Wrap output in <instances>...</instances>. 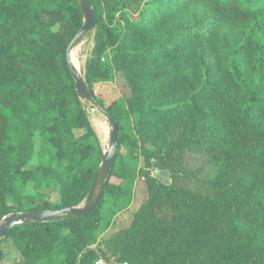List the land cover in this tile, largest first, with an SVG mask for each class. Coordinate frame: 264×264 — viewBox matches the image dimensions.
<instances>
[{
    "label": "trees",
    "instance_id": "16d2710c",
    "mask_svg": "<svg viewBox=\"0 0 264 264\" xmlns=\"http://www.w3.org/2000/svg\"><path fill=\"white\" fill-rule=\"evenodd\" d=\"M87 1L84 78L117 124L110 178L91 213L15 227L0 245L13 264H264V0ZM83 24L77 0H0V222L78 207L94 182L103 150L67 65ZM118 75L128 95L105 100ZM136 179L145 198L129 225L97 243Z\"/></svg>",
    "mask_w": 264,
    "mask_h": 264
},
{
    "label": "water",
    "instance_id": "95a60500",
    "mask_svg": "<svg viewBox=\"0 0 264 264\" xmlns=\"http://www.w3.org/2000/svg\"><path fill=\"white\" fill-rule=\"evenodd\" d=\"M82 16H83V26L78 31L74 39L72 40L71 44L67 49V65L69 71L74 79L75 90L79 100L82 101H89L90 104L102 114L108 124L111 127V131L109 134V144L107 149L103 152L101 163L98 167V170L95 175L94 182L91 188L88 191V194L85 198V203L82 207H72V208H64L58 210H49V211H27V212H14L6 215L0 222V241L4 238L7 232L11 229L25 225V224H47L52 223L56 220L57 217L65 215L67 213L75 216V217H82L86 214L91 213L97 207L101 195L103 192V188L105 183L110 178L111 169L113 166L115 150L117 146V124L115 120L105 111L93 98L89 87L86 83L84 75H81L80 72L77 70L75 65L71 60V50L73 49V44L76 40L82 38L86 33L95 31L96 28V17L92 10L91 5L87 0H77Z\"/></svg>",
    "mask_w": 264,
    "mask_h": 264
},
{
    "label": "rangeland",
    "instance_id": "374dc122",
    "mask_svg": "<svg viewBox=\"0 0 264 264\" xmlns=\"http://www.w3.org/2000/svg\"><path fill=\"white\" fill-rule=\"evenodd\" d=\"M94 31L91 34L85 35L83 39L71 50V58L77 62V67L80 69V73L82 75L85 74L86 62L91 57L92 51L94 48ZM110 93L111 96L108 95L104 96L105 100L108 98L114 99L118 96H126L128 95V90L126 85L123 81V78L118 75L115 78L114 83L109 87L108 92L105 94ZM83 106L85 107V112L90 124V127L94 133V136L99 143L103 152L107 149L109 144V134L111 131V127L108 124L106 118L97 112V110L92 106L90 103H86L82 101ZM123 162L124 164L128 165L130 169L135 170V173L138 172L139 166L141 165L140 156H135L134 154H128L126 151L123 150ZM118 164V161H116ZM119 165V164H118ZM150 175L155 178L156 180L160 181L163 184H168L170 182L168 172L166 170L160 169L157 166L153 165L150 168ZM111 182H116L114 178L110 179ZM142 198H145V186L144 182L140 179H136L133 187V201L131 207L127 210L120 212L117 214L113 219L112 223L109 226L108 230L104 233L97 232V243L102 242V236L105 233H110L115 228L119 227H127L130 223L132 214L136 211L139 207ZM50 200L52 203H58V194L53 193L50 196ZM85 201L79 205L82 207ZM1 255H0V264H13L18 259V254L15 249L11 246L10 241L7 240L0 245Z\"/></svg>",
    "mask_w": 264,
    "mask_h": 264
},
{
    "label": "built area",
    "instance_id": "2783aa9c",
    "mask_svg": "<svg viewBox=\"0 0 264 264\" xmlns=\"http://www.w3.org/2000/svg\"><path fill=\"white\" fill-rule=\"evenodd\" d=\"M96 245H97V243L94 244V245H92V246H90L88 249H89V250H95L96 247H97ZM77 264H81V263H79V261H78ZM94 264H126V263L119 262V261L117 260V258H115L114 256H112V255H110V254H107V255H105V256L100 255V256L95 260Z\"/></svg>",
    "mask_w": 264,
    "mask_h": 264
},
{
    "label": "bare ground",
    "instance_id": "6f19581e",
    "mask_svg": "<svg viewBox=\"0 0 264 264\" xmlns=\"http://www.w3.org/2000/svg\"><path fill=\"white\" fill-rule=\"evenodd\" d=\"M72 60V58H71ZM73 64L75 65V67L77 68L78 71H80V69L77 67V62L75 60H72ZM81 74V73H80ZM82 75V74H81Z\"/></svg>",
    "mask_w": 264,
    "mask_h": 264
}]
</instances>
